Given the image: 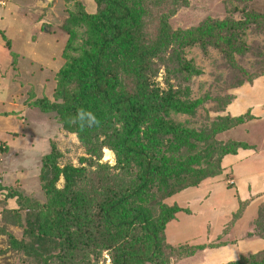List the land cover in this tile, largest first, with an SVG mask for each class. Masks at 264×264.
Here are the masks:
<instances>
[{
  "label": "rangeland",
  "instance_id": "obj_1",
  "mask_svg": "<svg viewBox=\"0 0 264 264\" xmlns=\"http://www.w3.org/2000/svg\"><path fill=\"white\" fill-rule=\"evenodd\" d=\"M135 6L147 22L146 30L154 34L162 12L168 14L166 25L175 32L201 22L243 20L246 13L264 18V0H149ZM80 9L94 13L96 5L93 0H0V184L40 201L44 200L37 178L41 158L52 145L59 152L60 167L84 169L78 184L82 193H90L94 174L103 167L118 174L115 154L100 144V135L86 142L78 133L64 130L53 113H41L31 104L43 97L54 100L67 53H74L67 47L69 38L83 33L66 27L70 12ZM256 23L243 34L242 54L227 55L215 48L202 52L198 45L172 50L169 41L153 58L151 87L163 92L186 89L181 98L198 104L192 114H170L192 131L186 145L172 152L173 142L166 136L154 151L165 157L174 153L180 158L203 157L183 174L184 181L196 183L159 198L161 203L181 208L163 232L164 264H226L250 254L264 257V27ZM75 41L79 39L73 45ZM182 58L191 60L200 72L189 79L174 73L173 66H179ZM252 76L250 83L247 80ZM228 96L233 99L224 105ZM247 111L252 119L218 130L222 117ZM232 142L245 143L247 148ZM209 167L218 168L217 173L203 176ZM56 186L63 187L62 177ZM5 193L0 191V264H32L9 244V235L23 238V211ZM88 248L92 251L84 248L69 264L111 263L108 249Z\"/></svg>",
  "mask_w": 264,
  "mask_h": 264
},
{
  "label": "trees",
  "instance_id": "obj_2",
  "mask_svg": "<svg viewBox=\"0 0 264 264\" xmlns=\"http://www.w3.org/2000/svg\"><path fill=\"white\" fill-rule=\"evenodd\" d=\"M93 1L94 13L80 9L69 14L67 31L75 28L83 33L76 39L69 38L67 47L74 53H67L54 100L43 97L31 104L41 113H53L64 130L78 133L86 142L98 140L100 135V144L115 154L114 168L118 174L112 175L103 167L94 174L90 193H82L78 184L83 181L84 169L72 165L60 167L59 152L52 145L50 152L41 158L37 177L43 201L0 184V191L6 190L5 198H15L23 211V238L9 235L8 241L32 264H49L54 260L69 264L84 248L95 249L97 245L109 250L110 264H164L167 258L163 255V232L181 208L160 200L196 183L184 181L183 174L191 172V166L203 157L180 158L175 153L165 157L164 153L154 151L155 146L163 145L166 136L173 142L172 152L186 145L184 141L192 131L170 114H192L198 104L181 98L186 89L163 92L151 87L153 58L166 49L169 41L172 50L198 45L202 52L215 48L227 55L242 54L244 32L256 21L264 27V18L246 13L243 20L201 22L197 27L175 32L166 25L168 14L162 12L156 26L158 32L154 34L146 30L147 22L135 6L149 0ZM179 61L172 71L185 79L200 72L191 60ZM252 78L247 81L251 83ZM232 99L226 97L224 105ZM78 108L93 112L98 126L81 130L70 123ZM252 118L249 111L224 116L218 130ZM144 138L148 144L143 143ZM232 144L247 148L245 143ZM211 167L203 176L218 171ZM60 177L63 187L58 188ZM187 251L183 253L186 255ZM226 264H264V257L250 254Z\"/></svg>",
  "mask_w": 264,
  "mask_h": 264
},
{
  "label": "clouds",
  "instance_id": "obj_3",
  "mask_svg": "<svg viewBox=\"0 0 264 264\" xmlns=\"http://www.w3.org/2000/svg\"><path fill=\"white\" fill-rule=\"evenodd\" d=\"M70 123L76 124L81 130L84 128H91L93 126H98L99 120L97 116L84 108H78L74 117L70 118Z\"/></svg>",
  "mask_w": 264,
  "mask_h": 264
},
{
  "label": "water",
  "instance_id": "obj_4",
  "mask_svg": "<svg viewBox=\"0 0 264 264\" xmlns=\"http://www.w3.org/2000/svg\"><path fill=\"white\" fill-rule=\"evenodd\" d=\"M50 1V0H49Z\"/></svg>",
  "mask_w": 264,
  "mask_h": 264
}]
</instances>
